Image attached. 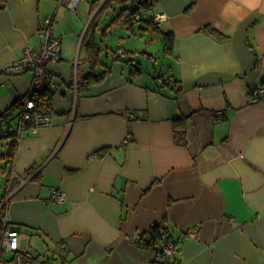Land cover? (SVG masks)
<instances>
[{
  "label": "crops",
  "instance_id": "crops-1",
  "mask_svg": "<svg viewBox=\"0 0 264 264\" xmlns=\"http://www.w3.org/2000/svg\"><path fill=\"white\" fill-rule=\"evenodd\" d=\"M104 1L70 10L69 0H0V128L17 121L32 77L9 66L40 46L44 16L61 40V59L49 65L51 123L22 133L12 166L2 157L10 138L0 150L8 167L0 203L10 195L20 247L47 246L65 264H264V100L251 96L264 87V0H153L165 16L159 30L174 34L164 83L148 69L130 77L126 62L112 61L138 50L99 38ZM110 24L127 37L138 27L123 16ZM89 38L101 49L97 71L110 72L81 88ZM11 170L30 178L20 184ZM53 188L63 202H48ZM161 224L174 239L197 232L165 256L137 242Z\"/></svg>",
  "mask_w": 264,
  "mask_h": 264
},
{
  "label": "built area",
  "instance_id": "built-area-1",
  "mask_svg": "<svg viewBox=\"0 0 264 264\" xmlns=\"http://www.w3.org/2000/svg\"><path fill=\"white\" fill-rule=\"evenodd\" d=\"M79 2L80 0H69L68 8L75 10ZM164 18L162 12L154 10L152 20L156 25ZM53 20L52 15L42 18L38 29L41 38L40 46L38 48L26 47L22 55L9 66V69L13 71H30L32 77L27 91L17 98L21 108L17 121L0 128L2 137L12 136L18 141L25 130L37 133L41 127L51 123L52 91L56 86V79L49 65L61 59V40L54 34ZM134 21L136 24L140 22L139 13L135 14ZM251 96L254 101L264 100V87L258 86L251 89ZM219 114L220 111H217L216 115ZM131 115L130 112L129 116ZM13 178H18L20 184H23L30 177L23 178L16 171L11 170V179ZM9 199L10 195L7 194L0 203V264H33L30 257L20 249V230L10 224L7 212ZM64 200V191L53 188L48 202H63ZM196 232L197 227H189L177 239L166 234L159 243L162 254L172 255L177 241L194 236ZM56 256L60 258L61 252H56Z\"/></svg>",
  "mask_w": 264,
  "mask_h": 264
},
{
  "label": "trees",
  "instance_id": "trees-1",
  "mask_svg": "<svg viewBox=\"0 0 264 264\" xmlns=\"http://www.w3.org/2000/svg\"><path fill=\"white\" fill-rule=\"evenodd\" d=\"M113 3L117 4L119 6V9L118 10L116 9L117 13L110 21L111 24L117 22V20L121 16H123L125 22L128 24L129 27L133 25H138L140 29L150 28V27L153 29H156L157 31L160 32L164 55L173 53V46H174L173 32L171 30H168V31L159 30L158 25H156L152 20L153 13H154L153 0H105L104 6H108V5L110 6ZM128 3H131L130 8L126 6ZM147 10H152L153 13H148ZM136 13L140 14V22L138 24H136L134 21V16ZM208 29L211 33L217 34V32L214 29L210 27ZM84 45L86 48L89 69L81 77L78 83V87H81V88H87L89 85L100 81L106 74L110 72V65L105 66V68L99 72L97 71V67L101 65V60H100L101 49L98 46L97 42L93 38H89L85 42ZM141 52L144 53L147 56V58L153 57V55L148 52H145V51H141ZM124 53L127 54L128 56L122 57L120 54H117V55L113 54L112 61L122 60L126 62L129 65L130 77H134V76L140 75L143 72H145V69L137 66L138 61L134 58V56H132L134 53H136L135 51H124ZM158 77L164 83V80H165L164 74H160L158 75ZM166 81L168 82L166 85L169 86L172 83L171 85L176 86L177 88L176 92L180 91L181 88L178 86L176 79L169 78ZM16 102L18 103V101ZM180 121L183 122L181 118L174 119V123L176 125H179ZM181 126H183V123H181ZM0 138H10V144L8 147V151L6 152V154L2 155V157L6 158L7 162L10 164V166H12L13 161H14L16 147H17V139L12 136H3V137L0 136ZM166 234H167V230L163 224L154 225L147 231L140 233L137 239V242L140 245H143V246H146V247H149L155 250L156 253H161L160 247L156 245L160 243V241L165 237ZM155 260L156 259H154L153 261Z\"/></svg>",
  "mask_w": 264,
  "mask_h": 264
},
{
  "label": "rangeland",
  "instance_id": "rangeland-1",
  "mask_svg": "<svg viewBox=\"0 0 264 264\" xmlns=\"http://www.w3.org/2000/svg\"><path fill=\"white\" fill-rule=\"evenodd\" d=\"M92 0H89L91 2ZM103 0H99V3ZM127 7H131V3L126 5ZM114 7L119 9V6L114 3ZM106 13V14H105ZM114 13V10L111 6H106L100 12L102 16L103 28L107 26V33L105 35L99 34V38L103 39L106 37L107 43L113 46L114 48L121 44L122 46H128V48H132L138 50L132 56L138 61V67H142L143 69H148L151 73L162 74L164 72H168L170 58L168 56L165 57L163 53V44L160 36V32L153 28H148L147 30L140 29L138 27H134L135 34L127 37L126 30L124 27L111 25L108 26L111 20V16ZM106 19V21L104 20ZM124 35L125 37L121 40L120 36ZM146 50L147 52L153 55L152 58H147V56L141 51ZM104 57V56H103ZM105 60V58H103ZM8 138H0V150L2 149L3 142ZM3 151V150H2ZM1 151V152H2ZM8 167L5 166V160L0 159V200L1 195L3 194L4 185L6 183V173L8 171ZM28 247L27 243L21 242V249H26ZM29 254H33L31 256V260L33 264H65L60 258L53 253L52 249L47 246H44L42 249L36 247L33 244H30L26 249ZM28 255V254H27Z\"/></svg>",
  "mask_w": 264,
  "mask_h": 264
}]
</instances>
